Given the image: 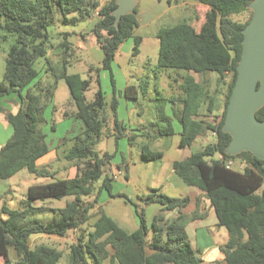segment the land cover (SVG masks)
Here are the masks:
<instances>
[{"label":"trees","instance_id":"obj_1","mask_svg":"<svg viewBox=\"0 0 264 264\" xmlns=\"http://www.w3.org/2000/svg\"><path fill=\"white\" fill-rule=\"evenodd\" d=\"M200 1L207 4L209 10L199 29L183 21L162 27L157 33L159 69L187 73L183 87L186 94L182 101L184 107L180 115L175 113L183 127L179 146L191 147L208 131L215 135L214 142L175 161L174 171L186 184L205 192L215 210L219 227L227 228L228 239L219 247L223 263L264 264V161L249 151L228 154L232 136L223 131L243 52V29L253 15L249 8L253 0ZM117 5V0L104 3L101 0H0V50L5 42L13 40L5 57L0 98L16 93L20 99L16 113L0 105V112L6 115L12 127L11 136L0 147V178L9 179L23 169L41 177L55 176L54 171L38 167L37 161L50 151L42 126L45 110L55 97L59 80L66 81L76 106L73 116L82 123L80 132L70 138L74 143L65 154L66 160L76 168L75 174L29 186L30 204L24 209L2 207L9 216L4 220L0 217V255L9 261V248H14L17 259L13 264H59L62 250L47 244L33 248L30 241L36 234L66 237L70 231H75L77 236L69 246L67 264H91L89 258L93 264H105L107 260L110 264H219L221 261L206 263L201 251L192 245L186 224L201 215L183 213L190 201L188 196L170 197L165 193L146 196V204L157 202L163 210L178 212L165 226L159 223L162 217L158 214L149 227L144 213L136 205L140 225L132 232L117 224L102 207L97 211L98 218L92 228L81 229L92 218L100 192L103 189L111 192L114 180L106 170L110 167L112 154L96 151L93 146L105 134L115 139L127 136L130 143L134 136L128 135L126 125L117 117L116 98L112 101L113 116H110L106 112L107 101L102 89L99 88L94 99L89 101L86 92L91 87V78L68 72L71 49L68 42L64 41L65 51L58 55L57 65H53L48 56V47L51 46L49 29L56 22L57 11L62 14L64 23L71 24L97 12L98 20L91 33L104 53L102 68L111 71L120 46L128 38L134 37V55H138L143 40L141 36H134L138 25L137 9L122 15L116 24L113 11ZM247 12L248 18H238ZM40 58H45V69L54 75L55 82L42 83L41 71L36 67ZM209 72L218 74V86L227 84L218 123H211L205 117L208 114L201 113L203 106L208 112H213L216 98L195 75ZM228 74H231V79L226 82ZM126 95L136 98V86L130 85ZM256 116L264 121V106ZM166 120L167 125L159 126L154 137L175 133L171 120L168 117ZM142 154L153 161L164 157L163 151L154 150L149 144H143ZM230 159L245 162V167L228 168L226 161ZM100 179L103 181L97 188L95 184ZM93 195V201L85 200ZM65 197L69 200L63 207H35L31 204L35 200L46 202L49 198ZM42 209L52 211L53 219L49 222L26 221L32 212Z\"/></svg>","mask_w":264,"mask_h":264},{"label":"rangeland","instance_id":"obj_2","mask_svg":"<svg viewBox=\"0 0 264 264\" xmlns=\"http://www.w3.org/2000/svg\"><path fill=\"white\" fill-rule=\"evenodd\" d=\"M188 7V5H185L182 8L183 13H185L184 16H190ZM248 16L249 13L247 12L238 18L245 20ZM187 20L190 21V19H184L183 17L178 22ZM63 24L62 14L57 11L56 22L50 27L51 30L49 29L50 34L52 31L56 33L57 29ZM195 27L199 29V23L195 24ZM154 29L155 25H151L138 31V33L149 36L145 43L141 45V52L138 55L133 54L132 42H129V40L125 41L119 48L111 71L102 68L103 51L98 46L92 33H86L83 37H80L81 41L86 44L87 50H80L72 45L69 51L68 59L70 63L68 72L79 73L84 78H91V87L86 92L87 99L89 101L93 100L95 93L101 88L106 96V112L113 116L112 101L116 98L118 101L117 117L126 125L128 133L131 132V128H139L140 126L145 128V136L134 138L132 143L129 142L127 136L115 139L113 136L109 137L105 134L102 140L93 146L96 151H107L112 154L110 167H107L106 170L110 176H114V180L111 192L107 189H103L100 192L98 202L95 203L93 216L88 224H84L81 228L82 230L92 228L91 225L95 221V216L100 207L117 224L129 232L136 230L140 225L139 216L136 212L138 208L141 213H144L147 225L151 227L154 215L159 212L160 205L154 203L146 204L145 199L148 194L163 193L170 190L171 186L166 180L165 174L163 175V169L169 164L168 161H171V158H181V156L184 157L191 152H196L206 144L215 141V135L208 131L198 137L191 147L179 149L176 148V145H178L181 137L176 135V133L170 136L154 137L159 126L165 127L167 125V117L174 118L173 107L177 105L180 96L185 95L183 89L184 81L176 78L180 70L163 69L161 71L157 67L159 46L155 39L150 37ZM59 34V36H54L50 39L51 46L48 47V56L55 66L59 55L56 54L55 45L57 46V43L65 39L63 34ZM12 43L13 40L10 39L9 42L7 41L3 44L0 53L5 55V57ZM59 50L63 53L65 47H60ZM46 66L45 58H40L36 62V67L41 71L42 83H53L55 82V77L50 71H46ZM195 76L199 82L207 86L216 99L221 96L222 100H224L227 84L222 83L218 86L217 73L209 72L196 74ZM230 79L231 74H228L226 82L230 81ZM127 82L136 86L138 90L137 98L128 99L125 96L124 90ZM223 104L218 109L214 106L215 110L213 112L205 110L209 117L206 119L211 123H218L223 112ZM74 108L76 106L71 98L69 87L66 81L61 79L58 81V89L53 101L48 104L45 110V122L42 126L43 132L46 134V141L53 150L50 154L37 161L38 167L54 171L55 176L53 178L41 177L23 169L9 179L0 178L1 219L4 220L9 216L8 213L2 210L4 205L11 209L21 210L30 204L27 195L29 186L70 177L75 174L76 168L65 158L67 150L74 143L70 138L79 132L78 127L80 124L82 125L80 120L65 116L66 111L73 113ZM160 112L162 115H160ZM174 126L176 128L175 131H177V124L174 123ZM134 132L139 133V131ZM143 144H149L154 150L166 151V160L153 161L145 158L142 154ZM102 181L100 179L96 182L97 188L100 187ZM94 198L95 195L86 197L85 200L93 201ZM67 200H69L68 197L63 199L49 198L46 202L35 200L31 204L35 207H40L41 205L63 207ZM199 210L203 212L204 208ZM207 213L205 222L206 226L211 229L210 238L215 243H225L228 239L227 228L210 224L211 219L208 210ZM53 217L52 211L42 209L32 212L26 221L49 222ZM76 236L75 231H70L66 237L36 234L32 236L33 241H30V245L33 248L40 244L58 247L63 251V257L60 259L59 264H67L69 262V246L76 240ZM0 259L2 261L3 259L6 260L5 264H13L15 262L14 250H11L8 254L9 261H7L6 256H0ZM89 260L93 264L92 259L89 258ZM219 264L224 263L221 260Z\"/></svg>","mask_w":264,"mask_h":264},{"label":"crops","instance_id":"obj_3","mask_svg":"<svg viewBox=\"0 0 264 264\" xmlns=\"http://www.w3.org/2000/svg\"><path fill=\"white\" fill-rule=\"evenodd\" d=\"M106 1L107 0H101L102 3L106 2ZM185 5L189 6L188 8L190 10V16H184L185 13H183L182 8H184ZM135 8L137 9L138 25L135 28L134 36L143 37V40L141 43V45H142L149 38V36H147L146 34L138 33V31L141 28H147L151 25H155V29H154V31L150 37L155 39V41L158 43V46H159V40L157 38V33H158L160 28L167 27V26H174V25L180 23L178 21L181 20L183 17H184V19L185 18L190 19V21H188V20L187 21L192 23L194 26L197 23H199V26H201V24L205 20L206 12L209 10V6L207 4L202 3L200 0H136ZM97 20H98L97 12H94V14L91 17L86 18V19H84L80 22H77L75 24L64 23L63 25H61L57 29L56 33L52 31V33L50 34L51 39L54 36H59L60 35L59 33H61V34L67 33L66 36L63 34L65 37L64 41L68 42L71 45V47L73 45L74 47L79 48L80 50L81 49L87 50L86 44L83 41H81L80 37L81 36L83 37V35H85L86 33H91V30H92L94 24L97 22ZM57 32H59V33H57ZM127 40H129V42L131 41L132 42L131 46L134 47V37L128 38ZM62 41L57 43V46L55 45L56 54H60V55L62 54V51L59 50L60 47H63L64 41L63 42ZM158 50H159V48H158ZM140 52H141V46H140V51L138 54H140ZM68 55H69V53H68ZM103 56H104V53H103ZM115 59H116V57H115ZM5 66H6L5 55L0 53V82L4 78ZM159 70H161V69H159ZM161 71H163V70H161ZM177 75L178 76H176V78L184 81V83H185V78L187 76V73L185 71L184 72L180 71V73H178ZM112 80H113V77H112ZM130 85H133V84H130L127 82L125 90H124L125 96L128 99H135V98H129L126 95V89ZM184 94H185V92H184ZM137 97H138V95H137ZM185 97H186V94L183 96H180V99H179L177 105L173 107L174 108L173 109L174 118L172 119L170 116L168 117L172 122L174 132L176 133V135H180V137H181V132L183 130V127H182V124L180 123L179 115L181 114L180 112L182 111V109L184 107V104L182 101ZM222 101H224V100H222L221 96L216 99L215 107L217 109L222 107V103H224ZM19 104H20V99L16 93H12V94H9V95H6V96L0 98V105L3 106L5 108V110L11 111L12 113H16L19 110ZM205 110H206V106H203V108L201 109V113L203 115L207 114L205 112ZM73 111H74L73 113H69L66 111L65 116H71L75 119V117L73 115L76 112V108H74ZM177 112L179 115H176ZM205 117L207 119L209 118L208 115ZM174 123L177 124V131H175L176 128L174 126ZM78 128H79L78 131L80 132L81 124ZM144 129L145 128H142L141 126L139 128L135 127L133 129L131 128V132H129V133L127 132V133H128V135H133L134 138H137L139 136H145ZM134 131H139V133H135ZM11 134H12V127L9 124V122L6 118V115L3 112H0V147L3 144H5V142L11 136ZM156 134H155V136H156ZM155 138H159V137H155ZM179 144H180V141H179L178 145H176V148L180 149L181 147L179 146ZM181 149H183V148H181ZM52 150H53V148H50V151L48 154H50V152H52ZM161 151H163V150H161ZM188 155L189 154L185 155L184 157H186ZM45 156H43V157H45ZM166 157H167V153L165 151L164 157L162 160H164V159L166 160ZM184 157L181 156V158H171V161H168L169 164L165 167V169H163V172H164L163 175L165 174L164 176H166V180L168 181V183L171 186L170 190H167L168 192H163V193H165L168 196L170 195V197H186V196H188L190 198L189 204L183 209V213L185 215H191L193 213H198L199 215H201L200 218H197L194 220H189V222L186 224V231L189 235V238L192 242V245L194 246V248H197L201 251L202 257L205 259V261L211 262V261H215V260H222L223 254L221 253L219 247L224 242L223 243H215L213 241V239L210 238L211 229H209L208 226H206V222H205V220L207 219L206 217L208 214L207 213V210H208V212L210 213V219H211L210 224H214L215 226L219 227L218 219H217L215 210L211 207L210 201L206 197V194L203 190H201L200 188H198L196 186H190V185L186 184L183 181V179L180 176H178L174 171V166H173L174 162L177 160H181ZM42 158H40V159H42ZM154 204L160 205V207L158 209L159 212H157L154 215V218L156 215L160 214L162 218H161V221L159 223L162 226H165L166 224L170 223L172 221V219L174 217H176V215L178 213L176 210H163L162 205L160 203L154 202ZM200 208H204V211L200 212V210H199ZM95 218H96L95 219V221H96L98 218V215H96ZM50 236H55V235H50ZM32 241L33 240L31 238V242ZM11 250H14V256H15V260H16L17 259V253H15L16 251L14 248L10 247L8 254ZM0 256H3V255H0ZM5 262H6V260L3 259V261L2 260L0 261V264H5ZM107 262L110 264V262L108 260L105 262V264H108Z\"/></svg>","mask_w":264,"mask_h":264},{"label":"water","instance_id":"obj_4","mask_svg":"<svg viewBox=\"0 0 264 264\" xmlns=\"http://www.w3.org/2000/svg\"><path fill=\"white\" fill-rule=\"evenodd\" d=\"M117 4L116 24L134 11L136 0H117ZM249 8L253 15L243 29V52L223 131L232 136L228 154L249 151L264 161V121L256 116L264 106V0H253Z\"/></svg>","mask_w":264,"mask_h":264},{"label":"built area","instance_id":"obj_5","mask_svg":"<svg viewBox=\"0 0 264 264\" xmlns=\"http://www.w3.org/2000/svg\"><path fill=\"white\" fill-rule=\"evenodd\" d=\"M219 158H222V156L219 155ZM226 165L228 168L235 167L237 169H243L245 167V162H238L230 159L226 161Z\"/></svg>","mask_w":264,"mask_h":264}]
</instances>
